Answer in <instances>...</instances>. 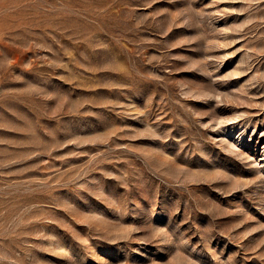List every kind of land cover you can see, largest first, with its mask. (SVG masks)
Returning a JSON list of instances; mask_svg holds the SVG:
<instances>
[{"label": "rangeland", "instance_id": "1", "mask_svg": "<svg viewBox=\"0 0 264 264\" xmlns=\"http://www.w3.org/2000/svg\"><path fill=\"white\" fill-rule=\"evenodd\" d=\"M0 264H264V0H0Z\"/></svg>", "mask_w": 264, "mask_h": 264}]
</instances>
